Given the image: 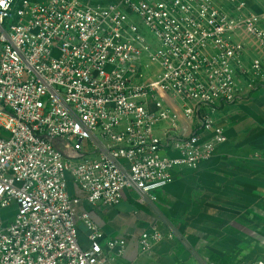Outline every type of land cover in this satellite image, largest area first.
<instances>
[{"label":"built area","instance_id":"built-area-1","mask_svg":"<svg viewBox=\"0 0 264 264\" xmlns=\"http://www.w3.org/2000/svg\"><path fill=\"white\" fill-rule=\"evenodd\" d=\"M258 1L0 0V264H114L127 240L78 213L67 174L113 207L128 190L156 201L212 157L220 106L264 89ZM166 237L143 232L140 254Z\"/></svg>","mask_w":264,"mask_h":264},{"label":"crops","instance_id":"crops-1","mask_svg":"<svg viewBox=\"0 0 264 264\" xmlns=\"http://www.w3.org/2000/svg\"><path fill=\"white\" fill-rule=\"evenodd\" d=\"M260 91L220 106L216 119L228 140L196 168L174 170V180L157 192L156 201H142L128 190L113 207L93 205L67 174L69 193L82 198L78 213L90 212L106 238L127 240L123 254L113 252L114 264H245L264 258V237L256 239L264 232L248 226L264 224V98L253 97ZM154 227L167 237L142 255L136 239ZM78 229L81 246L89 249L81 220ZM224 240L240 246L235 263L223 262L221 251L209 256Z\"/></svg>","mask_w":264,"mask_h":264},{"label":"rangeland","instance_id":"rangeland-1","mask_svg":"<svg viewBox=\"0 0 264 264\" xmlns=\"http://www.w3.org/2000/svg\"><path fill=\"white\" fill-rule=\"evenodd\" d=\"M250 2H251V5L254 8H255V6L260 5V4H257V3H259L258 0H250ZM145 32L147 33V36H149V38L151 40H153L152 33L148 29H146ZM258 53H259V50H258ZM255 96L259 97V98L260 97L264 98V91H260V92L255 93L253 97H255ZM16 213H17V205H15V204L12 205L11 207H8V208L3 209L1 211V215H2V217L4 219V221L7 222V223L11 222L14 219ZM258 220H262L263 221V218L262 217H258ZM259 224L260 225L249 224L248 226H250L252 229H254V230L258 231V232H264V224H261V223H259ZM261 236L264 237V235H258V236H256V239L260 238ZM219 243H220L219 248H215L213 251L209 252V256L212 259H213V257H216L217 255H221V254H218L216 251H218L219 253L221 251L223 254H225V256L224 255L220 256V258H221V260L223 262H225V260H228L231 263H235L236 261H238V257H240V253H241L240 246L239 247L237 245L234 246V244H233V242L231 240H227V242H225V240H224V241L219 242Z\"/></svg>","mask_w":264,"mask_h":264}]
</instances>
